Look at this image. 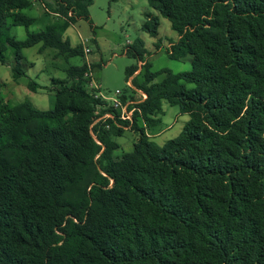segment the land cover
Listing matches in <instances>:
<instances>
[{
  "label": "trees",
  "instance_id": "16d2710c",
  "mask_svg": "<svg viewBox=\"0 0 264 264\" xmlns=\"http://www.w3.org/2000/svg\"><path fill=\"white\" fill-rule=\"evenodd\" d=\"M41 1L59 17L16 42L8 21L28 29L32 3L0 0V62L11 53L15 77L24 75V49L84 57L64 34L82 20L95 31L94 0ZM147 1L178 34L166 53L190 57L192 69L152 72L149 63L133 78L148 100L133 124L122 123L139 137L114 162L106 154L120 145L111 137L125 130L109 121L94 137L102 103L84 90L86 64L53 80L51 110L15 109L0 82V264H264V0ZM159 16L142 25L154 39ZM146 52L138 40L125 54L143 62ZM164 103L190 120L159 145L147 130L161 125Z\"/></svg>",
  "mask_w": 264,
  "mask_h": 264
},
{
  "label": "rangeland",
  "instance_id": "374dc122",
  "mask_svg": "<svg viewBox=\"0 0 264 264\" xmlns=\"http://www.w3.org/2000/svg\"><path fill=\"white\" fill-rule=\"evenodd\" d=\"M25 13L30 17L37 18V22L28 29L23 26L10 27V35L19 41L25 40L28 32L37 33L45 30L52 20V17L44 14V8L41 4L32 10L25 11ZM148 13L159 16L147 0H122L116 3L111 2V0H94L90 7V15L95 31H92L87 21L82 20L77 26L66 32L65 38L74 46L81 44L85 39H89L86 42V47L92 51L84 54V60L87 56L89 59V63L85 61L88 72L84 75V80L88 83L84 90L92 94L94 98L100 93L113 97L116 91L125 93L130 91L126 70L132 66L139 67V61L128 57L125 51L128 45H133L138 40L143 41L147 50L146 57L141 62L142 68L151 63L153 72H160L163 69L172 70L174 73L191 71V60L176 61L166 53V50L171 46L170 42L178 39V34L172 30L167 19L159 16V37L156 39L142 31V25L146 20L145 15ZM8 23L11 25V20ZM39 48L38 46L24 50L25 57L29 62H34L35 67L23 68L24 75L18 79V82L19 84L25 83L26 90L16 93L11 102L16 104L31 101L37 108L49 110L54 107L56 100L53 79H65L67 77L65 70L77 59L67 61L60 57L58 61L52 59L46 61L42 54L37 53ZM99 63H104L103 67L101 69L94 68ZM0 79L5 82V87L13 86L11 84L13 80L11 66L2 65L0 62ZM162 79L163 76L161 75L156 79V82H160ZM92 80L96 81V85L92 84ZM31 81L39 84L40 88L37 93L29 90L28 84ZM187 86L189 89L195 87L193 84ZM5 87L1 90L2 98L5 97ZM100 101L102 103V100ZM161 118L162 123L159 127L161 134L153 137V140L159 145H164L167 141L176 138L189 121L188 115L181 114L178 107L167 103H164V114ZM122 126L120 128L125 130L124 135L117 138L114 135L111 137L112 140L114 139L119 143L120 147L106 154L108 164L121 158L124 154L132 152L135 143L138 141L139 135L136 131L130 127H125L123 124Z\"/></svg>",
  "mask_w": 264,
  "mask_h": 264
},
{
  "label": "crops",
  "instance_id": "0c3cea01",
  "mask_svg": "<svg viewBox=\"0 0 264 264\" xmlns=\"http://www.w3.org/2000/svg\"><path fill=\"white\" fill-rule=\"evenodd\" d=\"M31 1V3H32V7L30 8V9H28V10H25V11H29V10H32L33 8H36L37 6H38V4H41L42 6H43V8H44V14L45 15H48V16H50V17H52V18H57V17H59L58 15H55V14H52V13H49L48 11H47V9L45 8V6H44V4H43V2L41 1V0H30ZM25 11H24V13H25ZM89 11H90V9H89ZM26 14V13H25ZM31 18H33V17H31ZM51 18V19H52ZM36 21H35V23L37 22V18H34ZM80 22V21H79ZM79 22H77V23H75V24H73L70 28H72V27H75V26H77L78 24H79ZM34 23V24H35ZM33 24V25H34ZM32 25V26H33ZM21 25H13L12 24V21H11V25H10V27H20ZM31 26V27H32ZM24 27V26H23ZM69 28V29H70ZM68 29V30H69ZM67 30V31H68ZM66 31V32H67ZM41 32V31H40ZM29 33H35V32H28V34ZM37 33H39V32H37ZM28 34H27V37H28ZM66 34V33H65ZM65 34H64V39L65 40H67L66 38H65ZM9 35H10V33H9ZM11 36V35H10ZM16 42H22V41H19V40H17L15 37H13V36H11ZM27 39V38H26ZM25 39V40H26ZM25 40H23V41H25ZM89 39H85V40H83L82 41V43L81 44H78V45H72V43H71V45L73 46V47H76V46H79V45H82V47H83V50H84V54H85V48L87 49V47H86V42L88 41ZM40 47L39 48V50H38V54H42L44 57H45V59H46V61H48L49 59H52V60H55V61H58V59L60 58V57H63L64 59H66L67 61H69V59H77V61L74 63V64H71L70 66H69V68L70 67H75V66H82V65H84L85 64V61L87 62V63H89V59H87V57H86V60H84V58H85V55H84V57H73V58H66V57H64L63 55H60L59 54V52L57 51V50H55V49H53V48H43L42 46V44H38V45H36V46H34V47ZM34 47H31V48H34ZM26 49H29V48H26ZM26 49H24V50H26ZM89 50H90V52L92 51L90 48H88ZM24 50L22 51V54H23V60L21 61V65H22V71L24 72V67H26L27 69L28 68H34L35 67V63L34 62H29L28 61V59L25 57V55H24ZM52 51V52H51ZM147 51V50H146ZM8 58H7V62H6V64H2V65H7V66H11L12 67V71H13V68H14V66L16 65V62H15V60H14V58H13V56L11 55V53H8V56H7ZM146 57V56H145ZM187 60H191L190 59V57H188L187 58ZM95 61V60H94ZM68 68V69H69ZM68 69H64L65 71H66V76H67V70ZM63 70V71H64ZM142 70H143V68H142V65H141V62H139V67H138V70L136 71V73L131 77V78H133V77H138L139 79H142V75H141V72H142ZM152 70V69H151ZM172 71V70H171ZM153 72V71H152ZM173 72V71H172ZM20 77H15L14 76V71H13V80H12V82H11V84H13V86L12 87H5L6 86V84H5V82L3 81V80H1L0 79V82L2 83V89L5 87V89H6V91H5V97H3V99L7 102V103H9V104H11L15 109L16 108H19V107H21L24 103H26V102H29V103H31L36 109H39V108H37L31 101H24V102H20V103H16V104H14V103H12L11 102V100L14 98V95L16 94V93H20V92H24L25 90H26V87H25V83H23V84H19V82H18V79H19ZM65 79H67V77L65 78ZM54 80V79H53ZM60 80H62V79H60ZM64 80V79H63ZM32 82H34V83H36L35 81H32ZM96 81L95 80H92V84H94V85H96V83H95ZM156 82V81H155ZM38 86H39V84L38 83H36ZM29 88V87H28ZM40 88V86L38 87V89ZM1 89V90H2ZM38 89L36 90V91H33L34 93H37L38 92ZM30 90V89H29ZM32 91V90H31ZM55 98H56V96H55ZM55 102H56V100H55ZM54 106H55V104H54ZM54 108V107H53ZM53 108H51V109H53ZM51 109H49V110H51ZM163 109H164V105H163ZM39 110H42V109H39ZM189 116V115H188ZM161 120H162V118H161ZM189 120H190V116H189ZM161 125H159L158 127H156L155 129H153V131H151L150 132V130H147V133H148V136L149 137H151L152 138V140H153V137L154 136H159L160 134H161V131L159 130V127H160ZM124 135V134H123ZM122 135V136H123ZM154 141V140H153ZM117 142V141H116ZM155 142V141H154ZM118 143V142H117ZM119 144V143H118Z\"/></svg>",
  "mask_w": 264,
  "mask_h": 264
},
{
  "label": "built area",
  "instance_id": "2783aa9c",
  "mask_svg": "<svg viewBox=\"0 0 264 264\" xmlns=\"http://www.w3.org/2000/svg\"><path fill=\"white\" fill-rule=\"evenodd\" d=\"M85 53H90V50L85 48ZM133 78H129L128 87L130 91L128 93L116 91L113 97L105 96L102 93L95 96L96 99L102 100V104L96 108L92 124L93 128H98L93 134L95 138L102 128L110 129L109 121L117 127H122L124 122L133 124L136 113L141 115L140 105L148 100V95L133 84Z\"/></svg>",
  "mask_w": 264,
  "mask_h": 264
}]
</instances>
